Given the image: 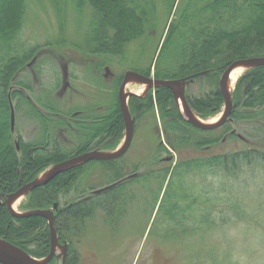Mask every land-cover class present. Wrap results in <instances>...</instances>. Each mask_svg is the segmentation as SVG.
I'll return each mask as SVG.
<instances>
[{
	"label": "trees",
	"instance_id": "1",
	"mask_svg": "<svg viewBox=\"0 0 264 264\" xmlns=\"http://www.w3.org/2000/svg\"><path fill=\"white\" fill-rule=\"evenodd\" d=\"M31 1L0 0V200L58 163L94 150L114 151L119 146L125 135L118 100L123 75L106 78L105 64H121L130 69L127 71L153 74L156 79H187L191 85L199 84V95L186 97L193 111L207 120L218 115L225 105L219 88L223 72L235 61L264 57V0H66L79 13L90 15L91 34L87 40L70 43L63 35L58 41H44L43 45L38 41L30 47L23 33ZM160 4L167 14L161 30ZM133 45L136 49L154 46L147 66L128 67ZM53 47H74L97 61L92 64L89 60L83 66L86 79L82 82L89 86L90 93L85 92L88 99L77 94L78 100L89 102L63 111V79L57 69L53 70L50 60L46 67L54 75L51 85L42 80L37 91L35 83L34 87L27 81L23 84L25 94L12 92L16 113L12 131L8 91L14 82L20 84L15 76L17 70ZM60 62L67 65L66 61ZM233 103L228 121L217 130L207 131L185 120L167 88L150 89L144 97L131 96L129 108L135 132L143 122L144 127L151 128V151L134 159L136 163H128L126 153L115 160L90 161L75 167L29 193L20 211L50 210L58 204L55 228L59 241L68 246L65 264H81L78 247L88 223L98 213L116 215L118 204L130 189H134L135 204L140 202L138 194L153 191L156 206L165 188L158 213L164 209L167 214L162 225L165 227L167 221L172 225L166 232L163 230V236H175V252L179 257L185 255L179 264H224L217 250L211 249L210 255V246L204 248L199 243L198 248L196 244L198 236L225 230L222 227L228 224L230 211L242 216L238 201H230L227 193L233 192L245 172L252 175L257 170L264 171V66L248 70L239 79ZM244 127L252 132H246ZM23 128L27 133L22 137ZM29 134L33 136L30 140ZM239 139L254 143L237 151L213 152ZM171 150L178 154L177 159ZM190 152L197 154L184 156ZM167 155L172 159L163 161ZM94 163L105 164L113 175L110 185H116L92 195L79 189V183ZM134 173L139 176L124 182ZM239 187L242 186L237 191ZM126 216L127 212L120 220ZM0 238L37 259L46 258L51 250L45 218L12 216L1 202ZM229 261L239 264L232 258ZM61 263L62 259L55 256L49 264Z\"/></svg>",
	"mask_w": 264,
	"mask_h": 264
},
{
	"label": "rangeland",
	"instance_id": "2",
	"mask_svg": "<svg viewBox=\"0 0 264 264\" xmlns=\"http://www.w3.org/2000/svg\"><path fill=\"white\" fill-rule=\"evenodd\" d=\"M47 1L48 0H32L29 2L30 7L27 16V26L24 28L23 40L27 41L30 47L35 46L38 41H40L42 45L45 44L44 41H58L63 35L69 39L70 43H80L85 41L84 39L87 40L88 36L91 34L89 14L79 13L66 0H54L51 3ZM158 7L162 10L160 12V22L158 26L161 30L165 25L164 23L167 19V14L161 4ZM173 18L174 15H172L171 20ZM52 49L61 53L54 54ZM153 50V45L147 46L146 48L142 47L140 49H136L133 45L129 49L130 63L128 67L137 69L147 66ZM59 58L62 62H67L68 70L71 75L75 74L79 77V80H75L74 83L70 77L71 82L79 91L75 93L70 89L65 93L64 99L61 101L62 108H64L63 111H65V108L73 109V105H82V102L87 105L89 100L80 101L78 100L79 96L77 95L81 93V96L84 95V97L88 99L89 94L85 95V92L90 93V90L88 89L89 86L82 82V79H86V76L83 73L85 67L83 68V66H87V63L90 61H92V64L97 61L92 57L82 54L74 47H65L62 49H55L54 47L46 48L38 54L34 62L32 61L31 67H26V71L22 76L26 75L27 81H30V83L34 85V73L32 74V72L34 71L36 74V71H38L37 69L42 67L43 70H45L43 82L51 85L53 83L52 80L54 79V75L46 66L49 64L48 62L52 60L53 70L57 69L60 79H63V68ZM105 65L110 68V71L116 77L122 76L127 70H130L121 64L118 65L112 62ZM246 72H244L242 76L245 75ZM37 73L39 74L40 71ZM105 73L106 71L104 68L103 74ZM149 77L154 78L153 74ZM237 84L232 88V96L236 90ZM199 87V84L193 83L191 85V83H189L186 87V96L188 94L191 96H198L200 93ZM141 89H144V91L140 92ZM149 90L150 88H148L146 84L131 82L128 88V93H134L136 96L144 97L148 94ZM179 108L180 111H182L181 107ZM223 111L224 106L218 115L212 116L206 121H216ZM144 125L145 122L141 124L137 132L134 134L131 148L127 152L128 157L126 156V161H128V163L134 162V159H138L140 156L143 157L144 152L151 151L150 148L153 145V141L150 137L151 128L144 127ZM26 127L29 128L28 125H26ZM25 128H23L22 131L20 130V135L22 137L26 132ZM244 130L248 133L252 132L251 128L244 127ZM31 137H33L32 134L27 136L29 140L32 139ZM124 139L125 135L117 148L122 145ZM253 143L254 142L251 140L245 142L241 139L237 141H229L223 144L221 148L215 149L213 152L223 153L246 149ZM171 153L173 158H178L177 153L172 150ZM195 154L197 153L190 152L185 153L184 156H192ZM171 155H167V157H170ZM170 160L171 159L168 161ZM49 170L50 168L44 171L39 177H45ZM112 176L113 175L106 170L105 164L94 163L88 168L87 174L83 176L80 181L79 189L95 195L96 192L111 186L110 183L112 182ZM240 185L242 187H239L240 189L237 191V188ZM233 189L232 193L230 192V194H227L230 201H238L242 208L241 210L243 211L242 216H236L234 211H230L232 209L228 208L227 211H230V219L228 224L222 227L225 228V230L215 229L212 232L210 231V233H208L209 235L203 234V236H198L200 240L196 244V247L199 246V243L204 244V248L210 246V255L213 253L211 252V249L217 250V255L218 257H221L220 259L224 261V264H229V259L231 258L239 264H264V171L257 170L252 175L245 172L242 174L239 184H235ZM132 195H134V191ZM130 199V202L126 205L128 209L127 216L121 220V227L118 226L114 232L105 224L104 216L101 213H98L97 216L88 223L87 231L82 240L83 242L78 247V251L81 254V264H179V260L185 257L183 254L179 257V252H175V236H163L164 231L166 232L168 229L172 228L169 221H167L165 227L162 225L166 220V211L163 209L158 213L159 208L156 210L152 207L146 208L142 197H140V202H138V204L134 203V196ZM26 200L27 195L23 197V200L16 206V209H14L21 212L20 205ZM126 202L127 201H125L124 204H126ZM123 210L125 214L126 209L123 208ZM218 210L217 207V213L219 212ZM168 234H170V232H168ZM187 242L190 244V240ZM185 246L187 247V243ZM90 251L93 252L92 255H94V258L89 257ZM62 254L63 249L60 246H57L55 256L62 259Z\"/></svg>",
	"mask_w": 264,
	"mask_h": 264
},
{
	"label": "water",
	"instance_id": "3",
	"mask_svg": "<svg viewBox=\"0 0 264 264\" xmlns=\"http://www.w3.org/2000/svg\"><path fill=\"white\" fill-rule=\"evenodd\" d=\"M246 65L251 68L264 66V57L250 58L233 62L222 74L219 81V88L223 95L225 105L224 111L221 116L213 123L201 119L196 115L191 106L189 105L186 97V87L189 84L187 79H177V80H161L152 78L135 71H127L124 75V80L119 89V106L122 113V117L125 124V139L122 145L114 151L104 152L99 150L90 151L83 153L61 163H58L50 167L49 172L43 178H36L35 180L24 184L17 191L9 194L4 205L7 206L9 213L16 217H32L39 216L43 217L48 221L50 229V239H51V250L49 255L44 259H37L29 255L23 249L11 244L10 242L0 238V264H49L55 257L56 248L60 246L63 249L62 254V264L66 262V256L68 251L67 244H62L59 242V238L55 228V212L58 210V204L50 210H32L27 212H18L12 206V203L20 198L25 197L33 190L43 187L56 178L58 175L65 173L75 167L81 166L90 161H109L121 158L130 149L134 134H135V119L132 117L129 108V98L131 96H136L134 93H126V87L130 82H139L146 84L148 88H167L172 93L178 104L181 107V114L193 127L200 130L213 131L221 128L230 118L233 109V96L229 87V80L234 68L238 65ZM107 76L110 74L109 68L106 69ZM180 109V108H179ZM15 125V115L14 111L12 113V131H14ZM116 185V184H115ZM115 185L109 186L104 190L98 191L96 193H101L106 190L111 189Z\"/></svg>",
	"mask_w": 264,
	"mask_h": 264
},
{
	"label": "flooded vegetation",
	"instance_id": "4",
	"mask_svg": "<svg viewBox=\"0 0 264 264\" xmlns=\"http://www.w3.org/2000/svg\"><path fill=\"white\" fill-rule=\"evenodd\" d=\"M32 61L34 62L35 59H33ZM31 65H32V62L26 63L25 65H23L22 67H20L19 70H17V73H16L15 76H16V79L18 80V82L20 84L17 86V85L14 84L15 83L14 82L12 84V86L9 88L8 96H9V102H10V105H11V121H12V113H13V111H14L15 120H16V113H15V109L13 108V102H12V92L16 90V91L21 92V93H24V94L26 93V89L23 86V84H25L27 82V78H26V75H24V76H22V75L26 71L25 70L26 67H31ZM62 68H63V85H62L61 89L63 91L61 93L59 92L61 94V96H63L70 89H72L73 91L76 92L75 85L73 86V83L72 82H74L75 80H78L79 79V77L77 75H75V74H72L71 75L70 74V72L68 70V65H62ZM107 68H109V67H106L105 68V71H106ZM36 69H35V71H36ZM37 70L38 71H36V74H35L34 71L32 72V74L34 73L33 75H34V80H35V83H36V89H37V91H39L40 90V87H42L41 82L43 80L45 70H43L42 67L38 68ZM109 70H110V68H109ZM39 71H40V73L38 74L37 72H39ZM124 75H123V77L121 79V82H120V85H119V89H120V87L122 85V82L124 80ZM104 76L107 78L109 76L114 77L115 75L110 71V74L108 76H107V72L104 74ZM70 77L72 78V82L67 81V80H71ZM119 89H118V100H119ZM169 159H172V157L171 156L170 157H166L165 159H163V161H168ZM138 176H139V173H134V174H132V175H130L128 177H125L123 180H124V182L127 181V180H133V179L137 178ZM129 191H131V192H128V194L125 195V198H124L125 200L122 199L121 202L118 204V206L120 207V209L117 207L118 208V213L116 215H114L113 217H109L108 215L103 214L104 219H105V224L109 228H111V230L113 232L115 231L114 228H113V226H116V229L118 228V226L121 227V225L119 224L121 222L120 216L124 215V210L122 211V207L125 208L126 209V212L128 213V209H127L126 205H127V203L130 202V200H131L130 198L132 196H134V195H132L134 189H130ZM140 194H138V199H140V197H142V199H143V197L145 198V199H143V203H145L144 206L146 208L152 207L153 209H157L159 207V205H160V202L162 201V199L164 197L165 188H164L163 192L161 193V197L159 199L158 204H156V206L154 204L155 194L153 193V191L152 192L151 191H147V193L144 194L143 196H139ZM6 197L4 199H1L0 200V202H1L2 205H4V201H5ZM125 201H127L126 204H124ZM4 206H6V205H4ZM6 209L8 210L7 206H6ZM92 254H93V252L90 251L89 257L94 258V255H92Z\"/></svg>",
	"mask_w": 264,
	"mask_h": 264
},
{
	"label": "bare ground",
	"instance_id": "5",
	"mask_svg": "<svg viewBox=\"0 0 264 264\" xmlns=\"http://www.w3.org/2000/svg\"><path fill=\"white\" fill-rule=\"evenodd\" d=\"M247 70H250L249 67H247L246 65H238L234 68V70L232 71V74L230 76V80H229V87L230 90L232 91V88L235 84H237L238 80L240 79V77L242 76V74L244 72H246ZM131 83V82H130ZM130 83L128 84V86L126 87V93H128V88L130 86ZM144 91V89H141L140 92ZM210 123H213L215 121H209ZM23 200V197H20L18 199H16L13 203L12 206L16 209V206Z\"/></svg>",
	"mask_w": 264,
	"mask_h": 264
}]
</instances>
